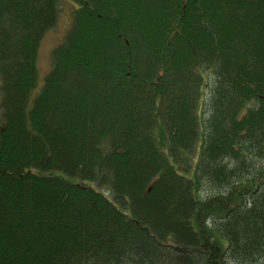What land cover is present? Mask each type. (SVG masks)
<instances>
[{
    "label": "trees",
    "instance_id": "1",
    "mask_svg": "<svg viewBox=\"0 0 264 264\" xmlns=\"http://www.w3.org/2000/svg\"><path fill=\"white\" fill-rule=\"evenodd\" d=\"M73 2L31 100L61 0H0V264H264V0Z\"/></svg>",
    "mask_w": 264,
    "mask_h": 264
},
{
    "label": "rangeland",
    "instance_id": "2",
    "mask_svg": "<svg viewBox=\"0 0 264 264\" xmlns=\"http://www.w3.org/2000/svg\"><path fill=\"white\" fill-rule=\"evenodd\" d=\"M78 6L73 0H61V13L57 25L49 31L41 42L39 54H38V86L32 93L30 99L34 100L35 97L40 93L41 88L44 85L46 76L50 73L53 66V51L59 47L66 39L67 34L71 31L74 14ZM3 126V119L0 111V130ZM160 129H157L156 135H158ZM163 151L168 152V147L161 146Z\"/></svg>",
    "mask_w": 264,
    "mask_h": 264
}]
</instances>
